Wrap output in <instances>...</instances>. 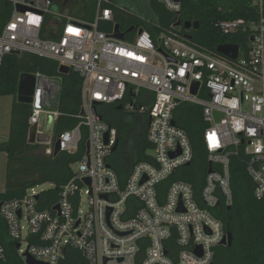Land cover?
Masks as SVG:
<instances>
[{"label":"built area","instance_id":"obj_1","mask_svg":"<svg viewBox=\"0 0 264 264\" xmlns=\"http://www.w3.org/2000/svg\"><path fill=\"white\" fill-rule=\"evenodd\" d=\"M1 1L9 4L11 14L0 25V62L14 53H29L53 60L81 79L80 122L55 137L59 82L33 74L28 143L40 144L36 129L42 115L53 117L52 135L40 144L45 156L53 155L56 142L59 154H75L82 128L87 132L74 176L49 210L40 207L39 186L28 189L21 200L2 203L0 216L10 238L20 244L17 253L23 263L27 252L42 264H59L70 247L86 264H213L214 249L227 234L213 212L220 203H233V158L244 164L254 185L253 198L264 203V0H249L256 18L219 23L223 34L247 38L242 47L237 45L234 60L192 46L171 32L160 33L156 42L144 30L119 40L114 27L110 32L97 27L112 22L106 0H95L92 22L54 10L53 0ZM158 1L175 16L181 9L178 0ZM18 7L26 10L21 13ZM194 83L199 86L193 95ZM184 103L200 107L207 124L202 137L206 176L197 193L182 181L161 193L160 185L193 162L187 135L172 125L176 108ZM109 109L114 112L110 116ZM118 112L135 117L136 124L146 123L150 145L148 161L129 165L125 157L123 180L112 162V149L120 140L110 117ZM29 237L42 245H29Z\"/></svg>","mask_w":264,"mask_h":264},{"label":"trees","instance_id":"obj_2","mask_svg":"<svg viewBox=\"0 0 264 264\" xmlns=\"http://www.w3.org/2000/svg\"><path fill=\"white\" fill-rule=\"evenodd\" d=\"M106 1L104 5L111 9L112 22L98 23V30L110 32L115 25H119L122 31L135 27L136 30L148 32L155 42L160 33L171 32L188 44L212 54L221 45L242 47L247 40L244 34H223L218 27L220 22L256 18V12L250 7L249 0H183L177 16L158 0H150L151 8L158 19L153 27L125 10L116 8L110 0ZM53 2V9L58 10L55 6L57 0ZM10 14L9 4L0 0V25L8 21ZM178 19L181 22H197L199 27L191 30H184L182 26L176 27ZM134 33L126 35V38L131 39ZM22 73L40 74L59 82L57 118L53 126L55 137L73 129L80 122L81 79L71 71L67 75H60L55 61L29 53L8 55L0 62V97H13L9 134L6 140L0 142V152L6 157L5 189L0 192V203L21 200L28 189L50 184L53 187L41 191L39 195L41 209L49 210L57 202L60 188L74 176L71 166L83 156L87 132L83 127L81 142L73 155L60 153L57 156H45L42 153L44 146L28 143L30 107L17 103L16 100L18 79ZM174 122L190 141L193 162L190 166L179 168L158 187V191L165 193L170 183L182 181L190 184L197 193L203 186L207 172L206 151L202 141L207 124L203 120L202 109L192 104H180L174 112ZM116 127L119 140H124L125 124L121 122ZM149 148L145 133L130 152L132 164L148 161L146 151ZM116 172L121 180L125 178L124 172ZM230 176L233 203L230 207L220 203L213 213L222 221L226 232L229 228L232 242L229 246H218L214 249L213 264H264V203L253 198V182L240 160H231ZM174 240L175 235L171 238L173 245ZM27 241L29 245H42L36 238L29 237ZM0 245L5 251V261L0 264H24L18 256L17 243L10 238L7 225L1 216ZM59 264H86V261L78 251L66 247Z\"/></svg>","mask_w":264,"mask_h":264},{"label":"water","instance_id":"obj_3","mask_svg":"<svg viewBox=\"0 0 264 264\" xmlns=\"http://www.w3.org/2000/svg\"><path fill=\"white\" fill-rule=\"evenodd\" d=\"M180 3L183 2V0H178ZM19 12L23 13L26 9L24 7H18L17 8ZM176 27H180L182 26V28L184 30H191V29H198L199 24L197 22L193 23L190 21H186V22H181L179 19L175 24ZM136 29L135 27H130L128 28L126 31H122L119 25H115L114 26V37L119 39V40H124L126 35L131 34L133 32H135ZM143 30L142 29H137V33L140 34L142 33ZM161 52V50H159ZM239 51V47L237 45H221L219 47H217L216 52L220 55H223L225 57H229L230 59H236L237 54ZM14 55H18L17 53H14ZM58 73L60 75H67L70 73L69 68L65 67V66H60L58 68ZM35 84H36V79L35 76L33 74H29V73H22L19 76L18 79V85H17V94H16V100L17 103L20 104H24L27 106H31L32 103V97H33V93H34V89H35ZM199 84L198 83H194L192 88H191V92L194 95L198 89ZM116 110L120 111L121 108L117 107ZM52 121H53V117L49 116L47 118V122H46V128H45V134H50V130H51V125H52ZM172 125H175L174 122H172ZM33 132H35V128L33 129ZM49 138V137H48ZM37 143L43 144L45 142H47V140H42L41 136L37 137ZM117 151V147L112 149V152L115 153ZM88 153V145H86V154ZM59 154V143L56 142L55 146H54V151H53V156H57ZM179 154V153H178ZM172 157H174L175 155H171ZM191 163L187 164V166H189ZM211 172V167H209L208 169V173ZM87 185L90 184L89 179H84L83 180ZM105 200L107 199L106 196L103 197ZM2 206V203H0V208ZM55 211H58V206H56L54 208ZM110 212V209H108V213ZM232 242V234L229 230V228H227V234L225 236V238L222 240V242L220 243L219 246H229ZM20 248V244L16 245V250H19ZM197 254H199V250L196 251ZM23 257L25 258L24 262L25 264H42L38 261H35L27 252L23 255Z\"/></svg>","mask_w":264,"mask_h":264},{"label":"crops","instance_id":"obj_4","mask_svg":"<svg viewBox=\"0 0 264 264\" xmlns=\"http://www.w3.org/2000/svg\"><path fill=\"white\" fill-rule=\"evenodd\" d=\"M116 0H110L109 2L114 5L116 8L120 10H125L127 13L132 15L133 17L137 18L138 20H141L145 22V24L150 26H155L156 21L158 20L155 13L153 12L151 8V1L150 0H117L119 3H121V6L115 5ZM56 8L68 15H71L72 17L86 22H92L94 20V14H95V1L91 0H57L55 3ZM89 19H93L92 21H89ZM101 24H107V23H101ZM111 113H108V116H110ZM135 129V128H134ZM132 131H130V135ZM129 136L126 137V139L129 138ZM6 140V139H5ZM128 141L126 143L121 144L120 147L123 151V155L127 153L129 149L125 148L127 146ZM112 162L116 167V171L118 172H124L122 170V163L123 160H120L117 158V156L113 155Z\"/></svg>","mask_w":264,"mask_h":264},{"label":"rangeland","instance_id":"obj_5","mask_svg":"<svg viewBox=\"0 0 264 264\" xmlns=\"http://www.w3.org/2000/svg\"><path fill=\"white\" fill-rule=\"evenodd\" d=\"M115 5L121 6L122 4L116 0ZM12 103H13V97L12 96L0 97V142L7 139L8 134H9ZM109 112L111 114L114 113L113 110H111V109H109ZM112 116L113 115H111L110 118L113 119ZM46 122H47V116L42 115L40 122L37 126V129H36V134L41 136L42 140H47L48 137L52 135L51 133L45 134ZM122 123L125 124V128H126V131L123 132V134L125 136V140H126V137L129 135L130 131L132 129H134L136 126V118L124 114V118L122 119ZM51 144H52V142L48 143L47 145L49 147H51ZM127 147L129 148L128 144H127V146H125V148H127ZM124 152L125 151H123L120 147V149L115 154V156H117V158L120 160H124L125 159V155H123ZM42 153H43V149H42ZM72 170L76 171L75 165L72 166ZM5 175H6V157H5L4 153L0 152V192L4 191V189H5ZM52 187L53 186L50 184H44V185L39 186L37 191L47 190V189L52 188ZM84 208L85 209L87 208L86 205ZM21 228H22V236H24L25 230H26V223L24 221L21 223ZM24 247H25V243L22 244V248H24Z\"/></svg>","mask_w":264,"mask_h":264},{"label":"flooded vegetation","instance_id":"obj_6","mask_svg":"<svg viewBox=\"0 0 264 264\" xmlns=\"http://www.w3.org/2000/svg\"><path fill=\"white\" fill-rule=\"evenodd\" d=\"M112 117H113V119L112 118L111 119H112V121L115 124L121 125V122H122V119L124 118V115L121 112H118L115 116H112ZM131 131H132L131 132L132 133L131 137H129L126 140L124 139V140L119 142V145H118L116 153L120 149V145L123 144V143H126L127 141H128V145H129V148H128L129 151H131V150L133 151L134 147L136 146V144L139 141H141V139L143 138V136L146 133V123L143 120L139 121L136 124L135 129H132ZM125 157L127 158L129 165H131L132 164V160H131L130 152H128L127 155H125Z\"/></svg>","mask_w":264,"mask_h":264}]
</instances>
